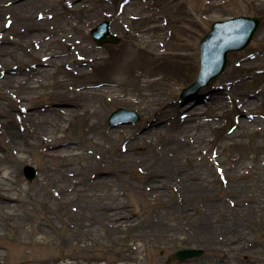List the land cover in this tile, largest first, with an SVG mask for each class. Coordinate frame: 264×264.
Returning <instances> with one entry per match:
<instances>
[{
  "label": "rangeland",
  "instance_id": "obj_1",
  "mask_svg": "<svg viewBox=\"0 0 264 264\" xmlns=\"http://www.w3.org/2000/svg\"><path fill=\"white\" fill-rule=\"evenodd\" d=\"M72 1L0 0V264H264V0H86L83 21ZM239 16L262 19L250 46L184 98L201 39ZM105 21L118 43L93 40ZM77 41L102 59L60 66ZM129 48L137 80H99ZM98 88L87 134L77 96ZM120 108L140 122L111 127ZM185 249L204 253L173 259Z\"/></svg>",
  "mask_w": 264,
  "mask_h": 264
},
{
  "label": "water",
  "instance_id": "obj_2",
  "mask_svg": "<svg viewBox=\"0 0 264 264\" xmlns=\"http://www.w3.org/2000/svg\"><path fill=\"white\" fill-rule=\"evenodd\" d=\"M261 21V18L238 17L214 22L210 32L200 43L201 70L197 82L184 93L208 85L211 79L222 74L227 65L228 54L245 49L253 40ZM92 36L99 44H115L119 41L116 36L111 35L108 22L94 29ZM139 120L136 112L119 109L111 115L109 124L116 127L120 124H135ZM24 174L31 181L36 177L35 169L30 166L25 167ZM203 253V250L185 249L175 253L173 259L185 261L200 257Z\"/></svg>",
  "mask_w": 264,
  "mask_h": 264
},
{
  "label": "bare ground",
  "instance_id": "obj_3",
  "mask_svg": "<svg viewBox=\"0 0 264 264\" xmlns=\"http://www.w3.org/2000/svg\"><path fill=\"white\" fill-rule=\"evenodd\" d=\"M80 1H81V3L79 5H72V6L66 5V10L70 13L71 16H73L77 11H79V13L84 12V15L79 19V20L83 21V20H85V18L88 19L87 13L89 11H91V9L89 8V6L87 4H85L86 0H80ZM71 2H73V1L71 0ZM76 28H75V30H77ZM152 28L153 27L143 28L142 35H144L146 37L147 33L150 30H152ZM142 35H140L141 38H143ZM76 44H77L79 50H76L74 52L71 51L68 53L59 54L62 57V60L60 62V66H64L65 64L67 66L74 64L76 59L79 60V62H80L79 65H81V66L82 65H90L91 55L93 57V61L95 60V57L98 60L102 59V56H100L102 54H98V55L95 54V56H94V54H92V52L89 51V47L87 45L85 47H83L85 45L84 42H82V41L78 42L77 41ZM75 48H76V46H75ZM143 49L144 48H129L124 53L126 56L115 59L113 64L111 63L110 71L104 76H99L98 79L104 80L107 83H110V81H112L113 79L120 81V82H125V81L131 82V81H133L136 78V75L133 76V69L135 66L134 60L136 58L141 59L140 54L142 53ZM59 55H54L52 53L46 54L45 55L46 58L43 59L44 64L49 65L51 63L52 64L54 63L53 66H56L58 63V61H57L58 59L56 57H58ZM146 63H147L149 68L144 73H141L139 75V78H141V77L142 78H149V80L144 81L146 84V87L155 86V83L160 81L162 78H154L155 76H153V74H155L157 71H161L162 68H161L160 64H155V61L153 59L147 60ZM169 65L171 66L172 63L168 64V69L170 68ZM76 70H75V74L77 76L81 77V76L85 75L84 70H81V69L78 71H76ZM137 78H138V76H137ZM137 78H136V80H137ZM39 87H41V86L28 85L26 88H28L31 92H33V90H35ZM99 92H100V89L98 88L97 90H93L90 95L88 93H82V95L77 96L79 99H82L83 103H84V104L80 105V108H82L83 106H84V108L82 109L81 113L79 112L76 115L80 117L81 121H83V120L85 122L87 121V123L89 125V130H88L89 132L92 130L93 131L98 130L99 132H103L102 122H103L104 116H99L98 111H96L95 109L89 110V108H94V106H96L102 102L103 96ZM159 102H161V101L159 100ZM191 107H192L193 112H196L199 110L198 107H193V106H191ZM95 119H97V121H93ZM99 120H101V121H99ZM241 124H242V122L240 123V125ZM237 125H239V124H237ZM68 129H70V128H68V127L64 128L65 131H67ZM87 134H93V132H90ZM88 139L91 140L90 138H88ZM30 140H26V145H27V147L30 146V148H31L33 146L32 138ZM55 140L56 139H54V141ZM51 141H53V140H51Z\"/></svg>",
  "mask_w": 264,
  "mask_h": 264
}]
</instances>
